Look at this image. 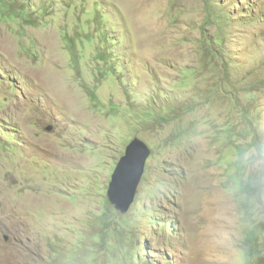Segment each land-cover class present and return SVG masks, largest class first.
Returning <instances> with one entry per match:
<instances>
[{
  "label": "rangeland",
  "instance_id": "rangeland-1",
  "mask_svg": "<svg viewBox=\"0 0 264 264\" xmlns=\"http://www.w3.org/2000/svg\"><path fill=\"white\" fill-rule=\"evenodd\" d=\"M0 264H264V0H0Z\"/></svg>",
  "mask_w": 264,
  "mask_h": 264
},
{
  "label": "water",
  "instance_id": "water-1",
  "mask_svg": "<svg viewBox=\"0 0 264 264\" xmlns=\"http://www.w3.org/2000/svg\"><path fill=\"white\" fill-rule=\"evenodd\" d=\"M151 150L141 140L131 142L120 159L109 184L108 199L115 209L126 214L134 203Z\"/></svg>",
  "mask_w": 264,
  "mask_h": 264
}]
</instances>
